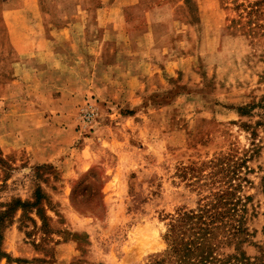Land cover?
<instances>
[{"label": "rangeland", "instance_id": "1", "mask_svg": "<svg viewBox=\"0 0 264 264\" xmlns=\"http://www.w3.org/2000/svg\"><path fill=\"white\" fill-rule=\"evenodd\" d=\"M80 1L0 0V264H151L166 249L170 216L199 198L179 169L206 174L221 155L244 163L249 235L240 248L249 264H264V0H135L122 6L117 68H108L113 47L94 45L88 63L62 62L61 84L52 59H26L33 69L21 86L13 42L50 36ZM21 7L25 19L13 11ZM143 8L159 26L139 43L128 25ZM143 57L172 62L157 77ZM129 66L144 91L128 92ZM79 67L92 86L69 77ZM88 102L99 116L85 124Z\"/></svg>", "mask_w": 264, "mask_h": 264}, {"label": "trees", "instance_id": "2", "mask_svg": "<svg viewBox=\"0 0 264 264\" xmlns=\"http://www.w3.org/2000/svg\"><path fill=\"white\" fill-rule=\"evenodd\" d=\"M210 164L206 174L194 166L179 169L178 175L196 188L199 198L194 208L178 209L170 216L163 235L166 249L153 256L151 264H249L240 248L249 235L244 216L248 196L238 194L242 181L248 182L239 175L244 163L221 155ZM261 184L264 189V176ZM22 204L17 201V206ZM36 204L35 198L31 205ZM36 213L42 220L38 208ZM229 247L232 251L226 252Z\"/></svg>", "mask_w": 264, "mask_h": 264}, {"label": "crops", "instance_id": "3", "mask_svg": "<svg viewBox=\"0 0 264 264\" xmlns=\"http://www.w3.org/2000/svg\"><path fill=\"white\" fill-rule=\"evenodd\" d=\"M103 0L102 4L100 6H83L84 0L80 1L79 5L75 6V12H73L71 17H74L73 20L64 22L61 24H58L55 27L50 26L49 35L48 37L43 38H28L25 37L24 34H22V30H27L30 26H28V23L23 21V23H19V29L21 30L22 37L18 41L13 42L14 46L17 49V52L19 53V60L16 62L17 70H19V74L21 75V80L19 79L17 83L21 84L23 87L29 86V79H26V74H28L26 71L27 69H33L28 68L29 63L26 64L25 60H29L31 58H34V62L38 65H44L45 60L44 59H52L55 64L51 65V69L55 71L54 74H50L51 78L54 80H61L64 81L63 73L60 72L64 69V64L62 62L75 59V60H82L87 62L86 55H90L89 48L91 46H112V61L110 62V65H108V68H117L120 61H119V39L115 37L116 33H119V29L122 28V26L125 25V23L121 22V14H122V6L123 5H129L133 8V3L135 0ZM138 4L137 0L135 2ZM135 4V5H136ZM139 11L140 15L138 21L134 23H130L128 25L129 31H136L137 34V41L139 43L142 41V37H144V34L151 39V33L146 32V30L150 29L153 30L159 26L158 23H154V21L151 19L152 11H154V8H143V11H140L139 9H136ZM14 12L19 13L23 12L24 16L22 14V18L25 19V14L27 12L25 11L24 7L17 8L13 10ZM11 12V11H8ZM32 14L36 11L34 9L31 10ZM11 14V13H9ZM34 15V14H33ZM12 18L15 17V15H11ZM158 22V21H157ZM35 26L39 29H45L44 27L40 26V24H35ZM31 27L33 25L31 24ZM99 33L100 36L97 37V35L93 34ZM111 35V37H110ZM109 37V38H108ZM106 42V43H105ZM135 43L136 39H135ZM137 43V44H139ZM58 46L67 47L65 51L57 48ZM82 46V48L80 47ZM69 47H78L76 51L73 49H69ZM116 47V48H115ZM74 52V54L69 55V53ZM66 56V57H65ZM70 57V58H69ZM130 60V59H129ZM139 60V64L142 65L144 68L150 70V72H153V76L156 75V68L160 65H164L166 63L172 62L168 59H162L161 61H155L154 59H150L149 57H143ZM82 61V62H83ZM89 62V61H88ZM87 62V63H88ZM47 65V64H45ZM34 67V65H33ZM133 67L129 66L127 70H125V67L122 68L123 76H125V79H127V85L131 86V90L129 89V93H134L136 89H140V91H144L146 84L143 82V76H141V71L139 72V69H132ZM79 73L78 74H69V77H79V82L83 83L82 81L85 80V76H83V73L80 74V71H82V68H78ZM34 72V71H31ZM60 72V73H58ZM88 72V70H87ZM150 75V73H149ZM83 79V80H82ZM52 80V81H54ZM88 84V87L92 86V83L85 80ZM92 81V80H90ZM90 83V86H89ZM86 85V83H84ZM57 85V83L55 84ZM58 89V88H57ZM60 90V89H58ZM87 92L86 86L81 87L79 90V93ZM62 96V95H61ZM74 98V97H73ZM71 98V99H73Z\"/></svg>", "mask_w": 264, "mask_h": 264}, {"label": "built area", "instance_id": "4", "mask_svg": "<svg viewBox=\"0 0 264 264\" xmlns=\"http://www.w3.org/2000/svg\"><path fill=\"white\" fill-rule=\"evenodd\" d=\"M99 116V111L95 103L88 102L80 112V118L87 124L94 121Z\"/></svg>", "mask_w": 264, "mask_h": 264}]
</instances>
